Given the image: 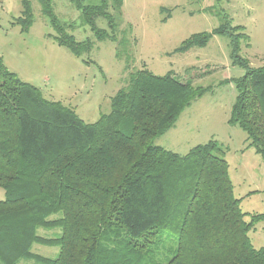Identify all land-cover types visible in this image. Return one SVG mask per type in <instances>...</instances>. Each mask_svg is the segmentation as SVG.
Segmentation results:
<instances>
[{
  "label": "trees",
  "instance_id": "1",
  "mask_svg": "<svg viewBox=\"0 0 264 264\" xmlns=\"http://www.w3.org/2000/svg\"><path fill=\"white\" fill-rule=\"evenodd\" d=\"M38 1L54 40L75 56L103 40L117 43V56L125 50L122 0H69L93 33L83 41L68 32L73 23L53 13L52 0ZM21 3L18 22L26 31L30 1ZM242 28L227 20L212 30L230 38L233 58ZM207 40L192 36L179 50ZM129 68L126 59L128 78L109 112L86 123L8 71L0 56V264H264V247L253 248L247 235L264 214L244 219L220 149L209 142L179 155L155 144L203 89L191 76ZM228 122L264 159V65L247 68ZM40 228L60 232L45 237ZM33 244L59 251L51 258L32 251Z\"/></svg>",
  "mask_w": 264,
  "mask_h": 264
},
{
  "label": "rangeland",
  "instance_id": "2",
  "mask_svg": "<svg viewBox=\"0 0 264 264\" xmlns=\"http://www.w3.org/2000/svg\"><path fill=\"white\" fill-rule=\"evenodd\" d=\"M29 1L32 22L23 31L18 22L21 0H0V56L8 71L39 88L45 98L71 107L86 123L109 112L110 98L128 78L126 59L129 72L144 67L157 76H191L202 95L177 115L155 144L185 155L196 145L214 143L228 164L233 196L239 199L244 219L264 214V159L248 146L245 132L228 122L247 68L264 65V0H122L118 35L125 32V50L117 56V43L103 40L80 57L54 40L39 1ZM52 11L62 22L74 24L67 30L77 41L93 39L69 0H52ZM227 20L243 27L234 31L241 33L236 58L230 38L212 34ZM97 25L106 27L101 19ZM200 34L208 35L205 45L179 50L184 41ZM4 196L0 187V200ZM59 216L61 212L50 217ZM59 232L60 228L37 230L45 237ZM247 235L253 248L264 247V220ZM32 251L54 258L59 247L33 244ZM21 263L41 264L32 259Z\"/></svg>",
  "mask_w": 264,
  "mask_h": 264
}]
</instances>
